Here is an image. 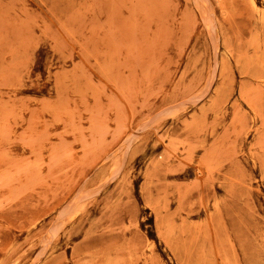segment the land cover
<instances>
[{
  "label": "rangeland",
  "instance_id": "rangeland-1",
  "mask_svg": "<svg viewBox=\"0 0 264 264\" xmlns=\"http://www.w3.org/2000/svg\"><path fill=\"white\" fill-rule=\"evenodd\" d=\"M0 264H264V0H0Z\"/></svg>",
  "mask_w": 264,
  "mask_h": 264
}]
</instances>
